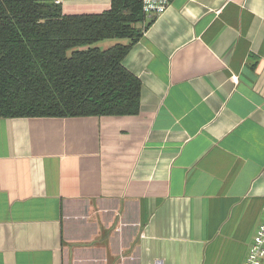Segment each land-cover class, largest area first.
<instances>
[{"label": "crops", "instance_id": "crops-1", "mask_svg": "<svg viewBox=\"0 0 264 264\" xmlns=\"http://www.w3.org/2000/svg\"><path fill=\"white\" fill-rule=\"evenodd\" d=\"M124 65L138 115L0 118V264H245L264 223V0H170Z\"/></svg>", "mask_w": 264, "mask_h": 264}, {"label": "trees", "instance_id": "trees-1", "mask_svg": "<svg viewBox=\"0 0 264 264\" xmlns=\"http://www.w3.org/2000/svg\"><path fill=\"white\" fill-rule=\"evenodd\" d=\"M155 18L142 0L81 15L56 0H0V118L138 115L143 84L124 61Z\"/></svg>", "mask_w": 264, "mask_h": 264}, {"label": "built area", "instance_id": "built-area-1", "mask_svg": "<svg viewBox=\"0 0 264 264\" xmlns=\"http://www.w3.org/2000/svg\"><path fill=\"white\" fill-rule=\"evenodd\" d=\"M144 14L148 19L165 12L170 5V0H142ZM264 262V223L260 226L255 241L249 251L245 264H263ZM157 264H161L159 261Z\"/></svg>", "mask_w": 264, "mask_h": 264}, {"label": "rangeland", "instance_id": "rangeland-1", "mask_svg": "<svg viewBox=\"0 0 264 264\" xmlns=\"http://www.w3.org/2000/svg\"><path fill=\"white\" fill-rule=\"evenodd\" d=\"M108 42H112V41H103V42H101L100 44H99V46L101 47V48H104V49H106L108 46H109V43ZM108 45V46H107Z\"/></svg>", "mask_w": 264, "mask_h": 264}]
</instances>
